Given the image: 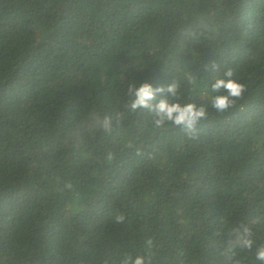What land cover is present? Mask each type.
I'll return each mask as SVG.
<instances>
[{
    "label": "trees",
    "instance_id": "1",
    "mask_svg": "<svg viewBox=\"0 0 264 264\" xmlns=\"http://www.w3.org/2000/svg\"><path fill=\"white\" fill-rule=\"evenodd\" d=\"M228 68L247 90L219 114ZM176 78L209 113L195 138L125 108L128 84ZM92 112L124 119L74 152L65 133ZM240 222L264 245V0H0V264H119L147 238L153 264H222Z\"/></svg>",
    "mask_w": 264,
    "mask_h": 264
},
{
    "label": "clouds",
    "instance_id": "2",
    "mask_svg": "<svg viewBox=\"0 0 264 264\" xmlns=\"http://www.w3.org/2000/svg\"><path fill=\"white\" fill-rule=\"evenodd\" d=\"M199 28L213 30L218 25L212 17H200L197 20ZM188 35L196 38V33L189 29ZM196 62L198 60L195 56ZM200 60V56H199ZM212 73L220 72V65L215 62L206 66ZM197 76L188 71L184 82L188 85L197 84ZM182 82L176 78L167 85L153 87L151 83L143 82L139 86L128 84L126 95L128 103L125 108L130 113L146 112L151 116V122L157 129L166 124H172L181 128L190 138H195L197 127L201 121L208 118V110L205 105L196 103H180V89ZM246 86L234 79V71L228 68L222 76H214L210 85V97L212 108L219 114H224L234 108L237 102L243 99ZM162 96L157 102V97ZM124 119L121 112L99 114L92 112L69 127L65 133L62 143L72 151H79L89 139L95 138L98 134L111 135ZM111 159V156L108 157ZM66 189H71V183L65 184ZM125 216L118 214L114 218L115 224H123ZM255 247V260L258 264H264V245L255 246L252 227L246 222H240L228 231L227 243H224L220 255L223 258L222 264H241L236 258L237 251L252 252ZM155 243L152 238L144 242V252L136 256L125 254L121 257L119 264H153V249Z\"/></svg>",
    "mask_w": 264,
    "mask_h": 264
}]
</instances>
